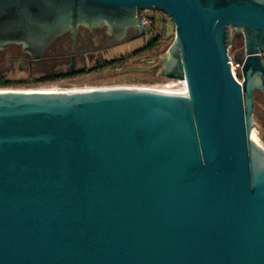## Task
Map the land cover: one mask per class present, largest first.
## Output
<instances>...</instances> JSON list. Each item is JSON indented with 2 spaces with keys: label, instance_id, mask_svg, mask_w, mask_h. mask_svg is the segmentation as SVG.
I'll list each match as a JSON object with an SVG mask.
<instances>
[{
  "label": "water",
  "instance_id": "water-1",
  "mask_svg": "<svg viewBox=\"0 0 264 264\" xmlns=\"http://www.w3.org/2000/svg\"><path fill=\"white\" fill-rule=\"evenodd\" d=\"M149 10L176 41L117 74L174 86L0 90V264H264V0H0V49Z\"/></svg>",
  "mask_w": 264,
  "mask_h": 264
},
{
  "label": "rangeland",
  "instance_id": "rangeland-1",
  "mask_svg": "<svg viewBox=\"0 0 264 264\" xmlns=\"http://www.w3.org/2000/svg\"><path fill=\"white\" fill-rule=\"evenodd\" d=\"M143 16L150 18L151 25L147 30L145 37L137 38L119 44H114L105 31L100 29L102 26L92 27L94 32L92 39L86 43V38L82 34L84 25L81 27L80 37L78 38V48H92L94 49L93 59L88 61L87 69H92L96 66L98 60H116L120 58L129 57L126 62L114 68H109L99 72H90L81 76L68 78L66 80L51 81L41 84L27 83L25 85H13L8 87L0 86V90H40L49 88H100V87H122L129 85H168L175 84V81H170L160 76L143 75L139 70H128L124 73L117 74L122 70L127 69H149L154 68L160 62L161 56L165 55L167 51L174 45L176 41L175 24L171 18L163 12L156 10L143 11ZM78 27V28H79ZM88 27V26H87ZM86 30V28H85ZM130 30V29H129ZM78 31V29H77ZM77 34V32H76ZM75 34V35H76ZM74 34L72 31H67L57 37L42 55L48 57L52 55H64L71 51L70 37ZM130 36V35H129ZM158 36L162 37L161 42L153 49L143 53L140 56H131L134 52L143 49L151 43ZM14 45V44H13ZM11 46L0 49V77L6 76L9 79H22L28 76V69L19 68V63H10L7 61L11 53L20 47ZM244 48V43L241 45L236 41L234 30H232V44L229 47V55L233 62L234 72L238 79L242 80V66L237 60L241 49ZM158 58L155 62H148L145 59ZM56 62H42L33 66L32 73L36 76L50 75L55 73ZM254 123L257 127L264 131V94L258 90L256 97V109L254 114Z\"/></svg>",
  "mask_w": 264,
  "mask_h": 264
},
{
  "label": "flooded vegetation",
  "instance_id": "flooded-vegetation-1",
  "mask_svg": "<svg viewBox=\"0 0 264 264\" xmlns=\"http://www.w3.org/2000/svg\"><path fill=\"white\" fill-rule=\"evenodd\" d=\"M142 13L138 15V20L141 19ZM82 27V26H81ZM81 27L78 28L77 34L75 37L71 35L70 41H71V51L67 52L64 55H52V56H44L41 55L40 57H34L29 52H27L23 46L15 49L9 58L7 59L10 63H19V68L23 69L26 68L30 73H32L33 66L35 64H39L42 62H56L58 63L56 66L55 73L52 74H62V73H75L78 72L81 69H84L88 66V61L90 59H93L94 55V49L92 48H78V38L80 37V31L82 30ZM84 31L82 34V37L84 36L86 38V43L88 44L89 39H92V34L94 32V29L91 27L84 26ZM86 28V30H85ZM81 29V30H80ZM100 29H103L105 32V35L108 36V38L114 42V44H119L121 42L129 41L135 39V37L139 34L140 30L139 27L136 25L134 27H131L130 30H128L125 33H120L116 31H110L109 27L107 25H104L100 27ZM130 35V36H129ZM235 36L236 41L239 42V44L244 43V35L242 33H239V36ZM11 46L17 47L18 44H11L8 46L9 48ZM245 52V44L244 48L241 49V52L239 53V57H242ZM264 57V56H263ZM51 75V74H50ZM68 79V78H66ZM63 79V80H66ZM258 91V90H257ZM257 91H256V97H257Z\"/></svg>",
  "mask_w": 264,
  "mask_h": 264
},
{
  "label": "trees",
  "instance_id": "trees-1",
  "mask_svg": "<svg viewBox=\"0 0 264 264\" xmlns=\"http://www.w3.org/2000/svg\"><path fill=\"white\" fill-rule=\"evenodd\" d=\"M161 40H162V37L158 36L151 43L145 46L143 49H140L134 52L131 56H140L149 50H153L161 42ZM128 58L129 57H125V58H120V59L111 60V61L100 59L97 61L96 66L94 68L92 69L84 68L75 73H62V74L36 76L33 73L29 72L27 77L18 79V80L9 79L6 76H2L0 77V86L8 87V86H13V85H25L27 83L41 84V83H47L51 81L63 80L66 78H73V77L81 76V75H84L90 72H99V71H103L109 68H114L126 62Z\"/></svg>",
  "mask_w": 264,
  "mask_h": 264
},
{
  "label": "built area",
  "instance_id": "built-area-1",
  "mask_svg": "<svg viewBox=\"0 0 264 264\" xmlns=\"http://www.w3.org/2000/svg\"><path fill=\"white\" fill-rule=\"evenodd\" d=\"M140 20H141V23L144 26L145 30L147 31L148 28H150V25H151V21L152 20L150 18H148L147 16H143V12H142V15H141V19ZM231 65H232V70H233V74H234L235 78L239 82L242 83V80L238 79L237 76H236V74H235V72H234V66H233V62L232 61H231ZM186 85H187V83H186ZM157 86H165V85H157ZM84 88H87V89L90 88V89H92V87H84ZM84 88H77V89H84ZM100 88H107V87H100ZM63 89H71V88H63ZM187 90H188V87H187Z\"/></svg>",
  "mask_w": 264,
  "mask_h": 264
},
{
  "label": "bare ground",
  "instance_id": "bare-ground-1",
  "mask_svg": "<svg viewBox=\"0 0 264 264\" xmlns=\"http://www.w3.org/2000/svg\"><path fill=\"white\" fill-rule=\"evenodd\" d=\"M174 82V81H173ZM175 84H168V85H165L166 87H172L174 86ZM54 89H63V88H49V89H40V90H27V91H48V90H54ZM93 89H98V88H84V89H77V88H71L69 90H93ZM22 91V90H21Z\"/></svg>",
  "mask_w": 264,
  "mask_h": 264
}]
</instances>
